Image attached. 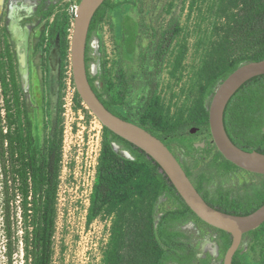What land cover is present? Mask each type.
Listing matches in <instances>:
<instances>
[{"label":"rangeland","instance_id":"rangeland-1","mask_svg":"<svg viewBox=\"0 0 264 264\" xmlns=\"http://www.w3.org/2000/svg\"><path fill=\"white\" fill-rule=\"evenodd\" d=\"M23 1H27L31 8L33 5V10L29 16L20 14L21 26L29 25L32 19L35 23L28 26L27 73L25 80L21 81L13 43L5 26L8 6H18ZM41 1L2 0L0 62L16 78L21 95V128L36 158L42 154L44 143L54 126L57 124L62 129V164L51 264H102L109 242L111 217L102 215L90 224L86 220L101 146L102 126L85 105H77L70 54L60 75L56 39L59 24L66 19L70 45L73 16L80 0H47L43 3V10H47L50 5L52 8L45 19L36 15ZM164 1L168 13H161L153 24V30L163 32L172 17L178 20L180 27L163 61L156 90L162 112L169 123H186L195 110L206 52L215 38L216 26L222 22L219 15L221 0H110L112 8L106 11L88 44V70L90 76L95 78L97 92L103 94V88L108 89V94L102 98L113 100L112 108L128 122L137 113L146 90L143 81L140 82L144 74L140 71L139 55L147 45V35L150 34L148 17H153L157 13L155 5L160 8ZM152 6L156 11L150 13ZM128 19L133 21L134 33L140 37L126 42L124 23ZM41 49L47 51L42 53ZM178 57L179 61H176ZM121 75L126 81L125 90L119 83ZM121 92L123 97L120 99ZM210 100L211 97L205 102L207 108ZM192 129L184 125L177 133L160 140L181 167L190 173L192 184L200 176L205 177L204 190L208 192L209 198L221 186L231 198L239 199L252 184L263 180V176L239 169L223 173L213 163L216 148L208 155L202 151L205 146L213 145L209 127L193 134ZM115 145L117 150L125 151L118 143ZM14 165V158L0 152V264H25V227L28 222H25L19 208L21 199L17 192L18 182L7 196L2 191V166H5L8 175ZM179 207L176 200L164 195L155 207L154 216L157 218L163 212ZM137 220L135 218L133 222L138 223ZM176 229L185 234L195 249L194 264H222L224 251L219 247V234L214 228L193 217L179 224ZM205 243L214 245L216 253L203 250L202 245ZM263 245L264 225L243 238L240 252L234 258L235 264H264Z\"/></svg>","mask_w":264,"mask_h":264},{"label":"trees","instance_id":"trees-1","mask_svg":"<svg viewBox=\"0 0 264 264\" xmlns=\"http://www.w3.org/2000/svg\"><path fill=\"white\" fill-rule=\"evenodd\" d=\"M46 1L42 0L36 10V15L41 19L47 18L52 8L50 5L47 10H43V3ZM110 8V0H105L91 20L85 62L89 83L99 100L110 112L126 120L112 108L113 100L106 101L102 98L108 94V89L103 88V94L97 92L95 78L90 76L88 70L89 41ZM155 9L157 13L153 17L148 15L147 28L150 34L147 35V45L139 55L140 71L144 74V79L140 82L143 81L142 85L146 90L131 122L158 139L177 133L184 125L193 127L197 129L196 133H200L208 126L205 102L212 97L216 87L240 65L264 59V0H221L219 15L222 22L216 26L215 38L206 52L195 110L189 120L182 124L169 123L166 120L156 93L163 61L179 34L180 27L178 20L172 17L163 32L153 30V24L158 21L161 13H168L165 1L160 8L155 5ZM155 9L152 6L150 13L156 11ZM132 23L130 19L124 23L126 42L140 37L138 33H134ZM59 25L56 39L61 75L68 60L70 45L67 20L63 19ZM127 33L130 35L127 36ZM46 51L41 49L42 53ZM175 60L179 61V57ZM119 83L122 90H125L126 81L123 75ZM20 97L15 76L6 71L0 62V152L15 159V165L8 171V175L5 166H2V191L7 196L18 182L17 192L21 199L19 208L25 222H28L25 227V264H51L62 164V129L57 124L54 126L44 143L42 154L36 158L30 150L29 139L23 135L21 128ZM77 97V105L81 106L82 102L78 95ZM122 97L123 92L120 99ZM223 123L234 145L243 151L264 155V76L249 80L234 93L224 110ZM112 143H118L133 159L118 155L113 150ZM214 148V145H207L202 151L208 155ZM212 159L223 173L238 169L227 162L217 150ZM184 171L190 177V173ZM205 181V177L200 176L196 182H192L204 201L220 212L245 216L264 204V178L258 184L247 188L239 199L231 198L229 192L221 186L209 198L208 192L204 190ZM164 195L176 200L180 207L163 212L156 223L155 207ZM5 203L7 204V200ZM102 215L109 216L112 220L102 264H194L195 249L187 241L185 234L176 227L195 215L151 158L104 127L89 196L87 224ZM135 218H138V223L133 222ZM215 231L219 234V247L225 252L231 238L222 231ZM249 234L251 232L243 238ZM128 238L130 240L127 243ZM239 252L240 248L235 256ZM234 258L232 264H235Z\"/></svg>","mask_w":264,"mask_h":264},{"label":"water","instance_id":"water-1","mask_svg":"<svg viewBox=\"0 0 264 264\" xmlns=\"http://www.w3.org/2000/svg\"><path fill=\"white\" fill-rule=\"evenodd\" d=\"M104 1L80 0L74 12L69 54L72 79L76 93L82 104L85 105L102 127L144 152L160 167L179 197L196 218L208 226L230 236L231 242L224 252L222 264H232L233 258L241 246L243 236L253 232L264 223V204L254 212L245 216L230 215L212 208L197 192L184 169L160 139L140 126L123 120L106 109L89 83L85 62L89 25L95 12ZM9 10L10 5L6 13V29L10 34V41L13 40L10 32L12 22H14L16 29L19 30V34L22 35L25 33V36H27L28 26L30 24L21 26L22 17L20 14L24 13L27 16L30 14L19 10L17 12V18L11 21ZM1 11L2 7L0 6V13ZM19 57V51L15 48L17 71L21 79V70L25 76L27 73L26 52L22 65L20 64ZM259 76H264V59L240 65L216 87L207 111L210 136L219 154L239 170L264 176V155L258 152H246L234 145L228 137L223 123L224 110L230 98L243 84ZM196 130L193 128L191 133H195ZM114 146H116L115 143H112L113 150ZM120 152H125L127 156L120 155L118 152L116 153L125 159H133L126 150H120ZM158 219L159 216L157 217L156 223Z\"/></svg>","mask_w":264,"mask_h":264},{"label":"bare ground","instance_id":"bare-ground-1","mask_svg":"<svg viewBox=\"0 0 264 264\" xmlns=\"http://www.w3.org/2000/svg\"><path fill=\"white\" fill-rule=\"evenodd\" d=\"M19 1H21V0H19ZM1 3H2V0H0V5H1ZM27 3H28L27 1H23L21 3V5H18V6L10 4V10L9 11H10L11 21H14L17 18V16H18L17 12L19 10H21L22 12H26V14H31L32 13L33 5H32V8H31V6H29V4H27ZM10 32H11V35L13 36V40L11 42L13 43L14 53H15V48L18 49L19 55H20V57H19L20 64L22 65V63L24 62L25 52H26V58H27L28 35L25 36V33H23L22 35L19 34V30L16 29L14 22H12V24L10 26ZM20 76H21L22 81H24L26 76L22 72V70L20 72ZM114 150L116 152H118V154L126 156L125 152H120V150H117L115 146H114ZM202 249L203 250H208L212 254L216 253V249H215L214 245H211V244H208V243L203 244L202 245Z\"/></svg>","mask_w":264,"mask_h":264},{"label":"flooded vegetation","instance_id":"flooded-vegetation-1","mask_svg":"<svg viewBox=\"0 0 264 264\" xmlns=\"http://www.w3.org/2000/svg\"><path fill=\"white\" fill-rule=\"evenodd\" d=\"M7 13V12H6ZM2 15V11H1V13H0V16ZM32 23V24H31ZM31 23H30V25H33L34 23H35V21L32 19V21H31ZM6 27V26H5ZM6 29V28H5ZM7 30V29H6ZM8 32V31H7ZM9 34V33H8ZM9 39H10V34H9Z\"/></svg>","mask_w":264,"mask_h":264}]
</instances>
